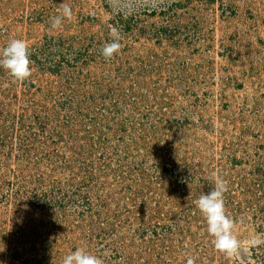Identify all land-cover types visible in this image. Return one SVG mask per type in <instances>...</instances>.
<instances>
[{
    "label": "rangeland",
    "instance_id": "rangeland-1",
    "mask_svg": "<svg viewBox=\"0 0 264 264\" xmlns=\"http://www.w3.org/2000/svg\"><path fill=\"white\" fill-rule=\"evenodd\" d=\"M12 39L32 75L0 67V264H264V0H0ZM217 177L234 255L196 206Z\"/></svg>",
    "mask_w": 264,
    "mask_h": 264
},
{
    "label": "clouds",
    "instance_id": "clouds-1",
    "mask_svg": "<svg viewBox=\"0 0 264 264\" xmlns=\"http://www.w3.org/2000/svg\"><path fill=\"white\" fill-rule=\"evenodd\" d=\"M63 17L57 15L52 18V26L59 27L62 18L69 20L72 16L71 8L65 5L62 9ZM119 33L113 31L112 42L106 44L101 52L105 58H112L120 50ZM29 46L21 39H12L0 50V67L6 69L17 81L24 82L32 75ZM226 182L217 177L213 190L203 194L196 201V206L206 220L207 231L214 238L215 248L227 255H234L239 251L240 245L233 235V221L226 215L224 193L227 191ZM3 249H0L2 251ZM62 264H103L97 255L89 253L84 248H78L63 258ZM186 264H194L189 257Z\"/></svg>",
    "mask_w": 264,
    "mask_h": 264
}]
</instances>
